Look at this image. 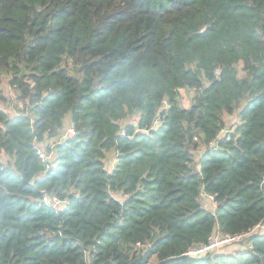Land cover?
I'll return each instance as SVG.
<instances>
[{"label":"trees","instance_id":"1","mask_svg":"<svg viewBox=\"0 0 264 264\" xmlns=\"http://www.w3.org/2000/svg\"><path fill=\"white\" fill-rule=\"evenodd\" d=\"M4 75L0 264H264V0H0Z\"/></svg>","mask_w":264,"mask_h":264},{"label":"rangeland","instance_id":"2","mask_svg":"<svg viewBox=\"0 0 264 264\" xmlns=\"http://www.w3.org/2000/svg\"><path fill=\"white\" fill-rule=\"evenodd\" d=\"M11 79H12L11 75L3 76L2 83L0 86V92H1L0 108L3 111H5L8 115L16 116L20 114L21 112H24V111L26 112L27 105L23 100L20 99L19 93L17 92V88L11 84ZM195 94H196L195 90L182 89L180 91V100H181L182 105L184 107H189ZM246 103L247 101H242L241 106L244 107ZM225 116H226L225 121H226L227 129L230 131H233L235 127L240 123L239 111L236 110V112L233 115H225ZM131 121H135V120L131 119ZM69 123H70V120L67 117L63 124L62 129L59 131V136L47 139L45 142L38 143V147L41 151L42 156H44L45 160L49 164L50 163L52 164L53 161L55 160V154L54 153L48 154L46 151L47 146H54L56 142L62 141L67 137L66 135L68 133V129L70 128ZM223 134H226V131H224ZM204 152H205L204 147L196 151L195 153L196 159H199L202 156V154H204ZM1 159L5 164L9 162V158L5 154L1 155ZM115 159H116V151L112 150L108 153V156L106 159V168L109 169V171H111L114 168ZM114 196L120 199L121 201H123L125 198V196L122 193L114 194ZM208 199H209L208 202L212 205L209 207L214 208L215 203L214 201H212L214 198L210 197ZM50 202L54 203L58 208H61L65 205V203L57 202L56 200H54V198H51ZM231 246L232 244L224 246V248L226 249L225 252L231 250ZM149 264H158L157 258L153 257Z\"/></svg>","mask_w":264,"mask_h":264},{"label":"built area","instance_id":"3","mask_svg":"<svg viewBox=\"0 0 264 264\" xmlns=\"http://www.w3.org/2000/svg\"><path fill=\"white\" fill-rule=\"evenodd\" d=\"M224 131H226V134H223ZM229 132H231V131L227 129V126H225L223 129H221L219 131L218 139L220 140V139H223L225 137H227V139H229V137H228ZM73 134H75V130H74L73 127H70L68 129V133H67L66 136L73 135ZM210 147L212 149H217L218 148L217 140L212 141L210 143ZM116 164H117V162L115 160L114 167L116 166ZM210 197L212 198V196H210ZM51 198H54V200H56L57 202H62L57 197H49L47 195H44L43 202L45 204H47V205H50V206L54 207V208H58L54 203L50 202ZM260 226L264 227V225H260ZM247 235L248 234H246V233L226 234V233L218 232L217 235H214L213 237H211L209 239V243H207L205 245H200V246H197V247H193V248L189 249L185 253V255H191V256L201 255V254H205V253L211 252V251H213L215 249H219L220 247H222L223 245H226V244H230V243H233V242L240 243V242L244 241V239H245V237Z\"/></svg>","mask_w":264,"mask_h":264}]
</instances>
